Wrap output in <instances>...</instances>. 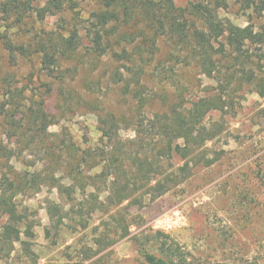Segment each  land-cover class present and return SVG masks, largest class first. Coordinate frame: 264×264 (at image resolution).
Masks as SVG:
<instances>
[{
    "label": "rangeland",
    "instance_id": "374dc122",
    "mask_svg": "<svg viewBox=\"0 0 264 264\" xmlns=\"http://www.w3.org/2000/svg\"><path fill=\"white\" fill-rule=\"evenodd\" d=\"M48 1L29 0L34 9ZM62 1L64 10L43 21L33 12L21 23L13 24L12 18L5 24L0 15V33L31 51L46 33L66 36L77 28L82 39L72 58L58 61L54 76L41 69L40 56L33 52L9 64L0 43V101L8 81L21 92L17 129L0 127V143L13 150L9 165L15 171L38 172L45 181L15 200L38 223L29 241L34 262L25 259L17 243L0 264H145L144 253L163 255L156 232L179 246L186 264H264V98L248 83L238 82L241 66L224 68L236 63L234 55L228 52L231 61L221 59L224 67L206 74L190 59V46L178 44L170 35L157 36L150 48L153 31L141 20L143 0ZM171 1L180 10L197 2ZM153 2L160 16L165 4ZM241 2L227 0L219 18L264 35V12L257 16ZM105 12H114L119 20L95 28L93 15ZM95 32L107 47L103 57L90 50ZM261 49L264 52V46L248 44L240 64L256 73L257 68L264 69ZM132 66L144 72L140 85L133 84L127 92L124 82L117 83L112 75L118 71L130 79L127 67ZM138 90L142 103L133 97ZM214 98H221L222 110H210L204 124L217 126L220 135L202 150L214 161L210 166L192 155L185 167L181 141L172 158L162 156L155 133L142 132L138 124ZM38 109L52 124L36 136L39 123L34 125L31 114ZM106 116L117 126L115 145L108 144L99 130L98 121ZM138 155L157 159L155 181L170 177L162 196L152 199L149 189L155 182L137 181L132 163ZM114 157L119 162L111 169ZM3 163L0 178L6 169ZM53 177L65 192L50 186ZM123 186L127 200L119 204L116 187ZM4 222L0 216V227Z\"/></svg>",
    "mask_w": 264,
    "mask_h": 264
},
{
    "label": "trees",
    "instance_id": "16d2710c",
    "mask_svg": "<svg viewBox=\"0 0 264 264\" xmlns=\"http://www.w3.org/2000/svg\"><path fill=\"white\" fill-rule=\"evenodd\" d=\"M165 7L160 10L161 15L155 13L153 0H143L141 2L142 10L140 12L142 23L146 29L153 31V37L148 39L150 48L156 45L157 36L164 34L170 35L173 40L183 46H190V59L195 61L204 73L212 74L217 67H224L221 59H225L226 63L231 61L228 59V52L234 55L236 63L225 66L227 70L236 69V66H241L239 72L242 73L240 81L251 85L254 92L264 98V69L257 68L258 73L253 68L246 67L245 64H240L241 58L245 56L246 46L253 45L255 47L264 46V35L256 33L251 26L244 28L235 26L228 20H222L218 16L220 10H225L228 7L227 0H197L190 4L188 9L180 10L174 7L171 0H162ZM242 5L251 8L252 12L260 16L264 12V0H242ZM110 3H107L109 5ZM74 10L73 6L69 7ZM126 11L129 7H125ZM64 10V2L62 0H49L43 8L34 9L29 0H6L0 3L1 20L8 24L12 18L13 24L21 23L27 14L35 13L38 20L43 21L47 16L54 15L56 12ZM97 24L95 28L104 27L110 22H117L119 18L114 12H105L102 14H94ZM11 24V23H10ZM223 40V41H222ZM81 35L77 28H73L67 32V35L55 33H46L43 38L39 39L35 44L34 49L23 44H16L10 36L4 32L0 33V43L7 53L8 63L15 65L18 57H26L32 52L40 56L41 69L48 76H54L53 72L58 65L59 60L72 58L81 46ZM214 43L217 45L215 47ZM92 45L91 53L97 57H103L106 54L107 47L103 43L101 37L95 32L94 37L90 39ZM259 56L260 60H264V52ZM125 53V52H123ZM153 54V51L152 53ZM144 72L142 67L132 66L127 67V77L124 79L118 71L112 76H116L117 83L124 82V87L127 92H131V87L134 84L136 87L140 85V75ZM227 74H230L229 72ZM0 101V127L6 126L11 129H17L16 115L20 114V104L18 98L21 92L13 89L11 84L5 83ZM226 84H231L227 80ZM228 87L224 88L225 92ZM133 97L142 103V94L136 91ZM221 98L210 100H200L193 104L189 110H184L178 107L172 109L169 115H155L152 119H147L148 123L140 121L138 124L142 132H154L156 141L160 142L159 154L172 158L174 148L177 142L181 141L182 159L185 162L184 166L188 167V157L194 155L195 159L205 162L208 166L214 161L206 159L202 155V150L206 144L213 141L220 135L217 126L207 127L204 124L206 114L210 110H222ZM34 120V125L39 136V131L45 133L47 128L52 124L43 110L38 109L31 114ZM32 120V121H33ZM99 130L107 143L115 145L118 141L117 126L112 117H103L99 119ZM148 127V130H147ZM14 156V152L8 146L0 143V161L5 163L4 173L0 178V216L5 218L4 224L0 227V260L9 257L14 244H20L24 251V257L27 261L34 262V254L30 250V240L34 238V228L38 226L35 219H32L27 209L21 210L16 204V198L20 195H25L33 192L34 188L45 184L41 174L32 172L31 174H22L14 170L9 162ZM154 155L152 156V158ZM132 168L135 172L137 181L143 180L147 185L155 182L150 187L152 199L158 198L168 191L170 177H166L161 181H155L158 174L159 164L157 159L151 160V157L138 155L134 157ZM119 162L118 157H114L111 161L110 168H116ZM137 181L135 183H137ZM50 186L58 191H64L63 187L54 177L51 180ZM127 187H116V196H119L117 201L120 204L127 200L122 191ZM120 194V195H119ZM156 238L160 241L162 248V256H157L154 253H144L143 261L145 264H186V257L180 250L179 246L170 239L168 235L161 232H156Z\"/></svg>",
    "mask_w": 264,
    "mask_h": 264
}]
</instances>
